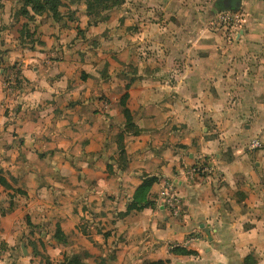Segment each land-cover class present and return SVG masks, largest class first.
I'll list each match as a JSON object with an SVG mask.
<instances>
[{"label": "crops", "instance_id": "0c3cea01", "mask_svg": "<svg viewBox=\"0 0 264 264\" xmlns=\"http://www.w3.org/2000/svg\"><path fill=\"white\" fill-rule=\"evenodd\" d=\"M236 1L219 0L217 5L235 10ZM235 11L242 18L232 40L206 41L201 55L183 62L185 73H174L171 91L155 92L147 85L151 79L145 78L130 88L131 102L135 96L144 101L142 107H129L141 131L125 136L127 160L118 164L114 159L117 165L111 170L107 169L110 157L101 127L86 122L73 128L67 125L70 100H77L80 93L69 87L67 61L62 58L46 64L40 62L45 55L42 51L31 52L37 54L31 57L36 63L32 70L28 65L24 69L30 88L18 90L12 111L0 106V171L4 173L0 175L22 190L15 191L16 204L10 211L5 194L14 191L0 184V264L7 254L12 258L5 264L22 262L14 255L25 229L22 216L28 215L35 225L42 217L63 210L55 204L60 193L55 179L60 177L61 166L71 161L64 150L79 138L81 195L85 204L104 201L102 225L107 229L93 240L97 245L115 240V264L159 260H168L166 264H264V0H240ZM156 80L164 88L160 77ZM158 99L173 101L171 115L178 126L174 142L159 149L151 142L169 132V127L158 126L162 110L167 111L164 104L155 103ZM35 106L39 107L33 114ZM209 118L216 125L202 130L201 120L212 121ZM115 130L110 125L107 135ZM255 141L258 147H253ZM109 148L117 150L116 142H110ZM203 155L213 158L215 174L188 183V169ZM143 172L177 177L184 221L162 220L159 207L141 209L137 205L128 211ZM133 179L140 183L133 184ZM159 185L156 182L151 192ZM88 213L86 206L81 208V219L89 218ZM76 217L73 211L59 220L63 230L65 220L75 225ZM191 234L195 235L187 237ZM81 237L89 256H97L88 237L82 232ZM174 242L197 255L173 254L170 244Z\"/></svg>", "mask_w": 264, "mask_h": 264}, {"label": "rangeland", "instance_id": "374dc122", "mask_svg": "<svg viewBox=\"0 0 264 264\" xmlns=\"http://www.w3.org/2000/svg\"><path fill=\"white\" fill-rule=\"evenodd\" d=\"M44 1L42 0L43 3ZM218 1L58 0L56 15L51 12L52 5L39 13L34 9L36 5L33 2L28 4L26 0H0V88L5 89L0 91V106L3 110L6 108L7 111H12L16 107L14 101L18 90L30 88L24 69L28 65L32 70V65L36 63L31 57L37 54L31 52L42 51L45 55L40 62L46 64V61L63 58L68 63L65 73L69 79V87L80 91L75 96L77 100H70L67 125L73 128L86 122L101 127L106 137V153L110 157L107 169L111 170L110 167L113 169L117 163L123 164L127 160L125 136H135L141 131L129 107L131 104L142 107L144 101L135 96L131 102L130 88L141 84V80L145 78L151 79L147 85L155 92L171 91L169 85L173 83L174 73L179 70L185 73L187 67L183 68V62L201 55L200 51L204 49L201 46L206 41L229 42L233 33L240 29L241 13L220 9ZM27 58L28 63L25 62ZM179 64L180 68H177ZM159 77L165 89L155 84ZM155 103L164 104L167 110L166 114L162 110L158 126L169 127V132L160 133L151 142L159 149L164 144L174 142V129L177 130L178 126L175 116L171 115L170 105L173 101L158 99ZM76 104L78 105L75 106ZM37 107L39 106L32 110L35 111L33 114H36ZM125 108L130 111V121L124 115ZM213 123V120H201L200 126L203 130L216 125ZM110 125L116 126L112 136L107 135ZM12 132L11 130V134ZM218 134L220 133L215 135ZM110 142H116L117 150L109 148ZM71 144V148L64 150L68 152L71 161L62 165L63 168L61 166L60 177L55 179L58 184L55 187L60 191L55 204L63 210L52 217H42L41 222L35 225L29 221L28 215L22 216L25 229L14 247L16 260L22 259L20 264H115L118 246L115 240L112 244L109 242L102 245H97L93 240V237L103 234V230L107 229L102 225L105 221L104 201L95 199L86 201L85 204L84 196L81 195V138L76 144ZM113 152L116 154L112 155ZM114 159H117V163L113 162ZM205 161L215 166L212 157L203 155L201 160L188 169V183L193 182V179L215 174V169L209 175L199 169L208 165ZM2 171L0 174H4ZM150 175L143 172L140 175L141 184L146 177H154ZM1 178L14 191L13 194H5L6 207L11 211L16 204L13 200L15 191L22 190L12 187L6 177L0 175ZM156 178L160 183L159 187L154 192L150 190L144 202L137 205L141 209L161 208L162 220L168 217L167 219L184 221L185 205L177 177ZM138 183L140 181L133 179V184ZM0 184L2 188L5 187L1 182ZM88 186L93 188L92 185ZM166 189L170 195H175L176 201H172L170 196H162ZM2 195L1 193V197L4 196ZM166 198L175 206L169 204ZM85 206L89 210V218L81 219V208ZM73 211L77 214L76 224H68L65 220L66 228L63 230L59 220L67 218ZM81 232L88 237L89 245L98 250L97 256H89L87 242L81 237ZM193 235L195 234L187 237ZM2 246L3 242L0 247ZM23 246L27 254L24 253ZM170 246L171 250L185 248L178 242ZM6 248L4 249L7 250ZM10 258L12 257L7 254L2 261L4 264L8 261L10 263ZM148 263L151 261H144L143 264Z\"/></svg>", "mask_w": 264, "mask_h": 264}, {"label": "trees", "instance_id": "16d2710c", "mask_svg": "<svg viewBox=\"0 0 264 264\" xmlns=\"http://www.w3.org/2000/svg\"><path fill=\"white\" fill-rule=\"evenodd\" d=\"M26 2L28 4L30 3H34L36 6L34 7V9L39 12L42 13L44 11H46L48 9V5H52V11L54 14H58V6L57 4L59 3L58 0H45L44 3L47 5H44V3L42 2V0H26ZM236 5L239 8L240 6V0L236 1ZM124 115L127 118V121L131 120V114L130 111L125 108L124 110ZM1 183L7 188L9 189L10 186L8 185V183L4 182V179H0ZM158 181V179L156 177H146L143 181L141 186L137 189L134 198H133V202L129 205L128 207V211L132 210L133 208H137L136 205L139 203L144 202V199L146 197V194L151 190L152 186ZM136 204V205H135ZM59 235L61 232V229L58 231ZM171 252L173 254H178V255H197L196 251L193 250H188L185 248H177L175 250H171ZM167 262H169L168 260L163 261V260H159V261H155V262H151L148 264H166Z\"/></svg>", "mask_w": 264, "mask_h": 264}, {"label": "built area", "instance_id": "2783aa9c", "mask_svg": "<svg viewBox=\"0 0 264 264\" xmlns=\"http://www.w3.org/2000/svg\"><path fill=\"white\" fill-rule=\"evenodd\" d=\"M259 146V143L258 141H255L254 144H253V147H258ZM208 165H205L204 168L201 166L199 169L202 170L203 173H206L207 175H209L211 172L214 171V167L211 165V163L205 161ZM172 189V188H170ZM162 196H170L172 197V201H176L174 200V194L170 195V192L168 189H166L163 193H162ZM166 201H168L169 204H171L172 206H175V204H173V202L171 200H168V198L165 199ZM176 212H178V210H176Z\"/></svg>", "mask_w": 264, "mask_h": 264}, {"label": "water", "instance_id": "95a60500", "mask_svg": "<svg viewBox=\"0 0 264 264\" xmlns=\"http://www.w3.org/2000/svg\"><path fill=\"white\" fill-rule=\"evenodd\" d=\"M232 8L235 9V10H238V7H236V6H233ZM23 251H24L25 254H27V250L24 248V246H23Z\"/></svg>", "mask_w": 264, "mask_h": 264}, {"label": "flooded vegetation", "instance_id": "af4514ba", "mask_svg": "<svg viewBox=\"0 0 264 264\" xmlns=\"http://www.w3.org/2000/svg\"><path fill=\"white\" fill-rule=\"evenodd\" d=\"M220 4H222V3H220Z\"/></svg>", "mask_w": 264, "mask_h": 264}]
</instances>
